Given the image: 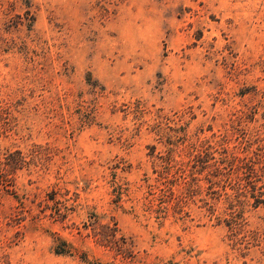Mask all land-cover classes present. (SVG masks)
Masks as SVG:
<instances>
[{
	"label": "rangeland",
	"instance_id": "374dc122",
	"mask_svg": "<svg viewBox=\"0 0 264 264\" xmlns=\"http://www.w3.org/2000/svg\"><path fill=\"white\" fill-rule=\"evenodd\" d=\"M0 264H264V0H0Z\"/></svg>",
	"mask_w": 264,
	"mask_h": 264
}]
</instances>
